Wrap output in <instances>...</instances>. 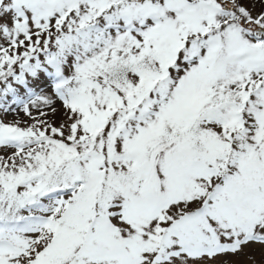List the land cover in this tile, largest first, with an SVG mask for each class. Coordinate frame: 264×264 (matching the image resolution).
Masks as SVG:
<instances>
[{"label":"snow or ice","instance_id":"obj_1","mask_svg":"<svg viewBox=\"0 0 264 264\" xmlns=\"http://www.w3.org/2000/svg\"><path fill=\"white\" fill-rule=\"evenodd\" d=\"M0 264H264V0H0Z\"/></svg>","mask_w":264,"mask_h":264}]
</instances>
